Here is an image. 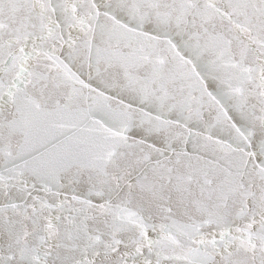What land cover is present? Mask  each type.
Returning a JSON list of instances; mask_svg holds the SVG:
<instances>
[{
    "label": "snow or ice",
    "instance_id": "1",
    "mask_svg": "<svg viewBox=\"0 0 264 264\" xmlns=\"http://www.w3.org/2000/svg\"><path fill=\"white\" fill-rule=\"evenodd\" d=\"M0 264H264V0H0Z\"/></svg>",
    "mask_w": 264,
    "mask_h": 264
}]
</instances>
